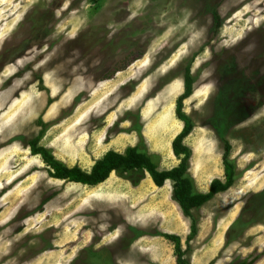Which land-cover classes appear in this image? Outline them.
I'll list each match as a JSON object with an SVG mask.
<instances>
[{"label":"rangeland","instance_id":"1","mask_svg":"<svg viewBox=\"0 0 264 264\" xmlns=\"http://www.w3.org/2000/svg\"><path fill=\"white\" fill-rule=\"evenodd\" d=\"M188 64L194 188L223 179L224 139L239 175L192 210L197 233L185 256L264 264L255 198L264 189V0H0V264H175L158 233L179 235L185 248L190 218L172 181L52 178L28 142L43 128L38 145L85 171L107 150L139 144L169 169Z\"/></svg>","mask_w":264,"mask_h":264},{"label":"trees","instance_id":"2","mask_svg":"<svg viewBox=\"0 0 264 264\" xmlns=\"http://www.w3.org/2000/svg\"><path fill=\"white\" fill-rule=\"evenodd\" d=\"M211 14L214 30H217L221 25V19L216 10L213 9ZM124 67L126 66H118L113 69V72L122 70ZM109 77L111 75L108 74L104 78ZM192 83L193 77L190 73V64H188L183 75V91L175 100V116L182 121V127L171 141V152L178 159V163L169 169H159L154 156L141 148L139 144L127 146L122 152L107 150L101 157L94 160L88 171H85L77 165L68 167L57 159L48 148L38 145L43 128L28 142L30 154L41 157L48 167V175L52 178L93 186L104 182L113 172L118 175L146 172L156 187H162L168 180L172 181L171 198L177 203L182 214L190 218L189 234L184 241L185 248L182 247L179 235L166 232L158 233L159 236L172 242L175 264H190L185 255L189 249L190 240L197 233L196 219L192 210L198 209L215 194L227 190L239 175L235 161L229 156L230 145L224 139V150L221 157L223 179L213 178L209 182L206 192L195 190L193 180L188 174L191 148L184 143V139L190 134L194 125L182 111L183 100L192 94ZM231 106H235L236 110L240 109L237 105ZM219 131L221 130L219 129ZM255 198H258L256 204H261L264 208V189L257 193ZM105 264L115 263L108 259Z\"/></svg>","mask_w":264,"mask_h":264},{"label":"bare ground","instance_id":"3","mask_svg":"<svg viewBox=\"0 0 264 264\" xmlns=\"http://www.w3.org/2000/svg\"><path fill=\"white\" fill-rule=\"evenodd\" d=\"M107 180V179H106Z\"/></svg>","mask_w":264,"mask_h":264}]
</instances>
